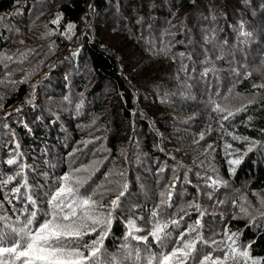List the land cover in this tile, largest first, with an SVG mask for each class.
<instances>
[{"label": "trees", "instance_id": "16d2710c", "mask_svg": "<svg viewBox=\"0 0 264 264\" xmlns=\"http://www.w3.org/2000/svg\"><path fill=\"white\" fill-rule=\"evenodd\" d=\"M262 61L264 0H0V180L15 177L0 184V214L32 210L28 195L45 208L51 178L91 166L88 183L113 189L104 204L128 185L102 260L144 247L126 240V221L172 213L168 191L175 208L200 205L185 223L200 218L206 239L237 232L264 259ZM217 103L247 107L225 120Z\"/></svg>", "mask_w": 264, "mask_h": 264}, {"label": "snow or ice", "instance_id": "6c2138e0", "mask_svg": "<svg viewBox=\"0 0 264 264\" xmlns=\"http://www.w3.org/2000/svg\"><path fill=\"white\" fill-rule=\"evenodd\" d=\"M54 22L59 23V16ZM73 27L74 25L69 24L68 30L71 31ZM241 35L251 37L252 33L242 32ZM4 59L11 58L4 57ZM261 66L264 67V61L261 62ZM213 70L206 68L204 74ZM248 75L251 73L249 72ZM224 99L227 100L228 97ZM246 107V105L241 106L236 112L245 111ZM213 110L220 113L227 112L223 117L225 120L236 114L219 103ZM233 138L240 139L235 136ZM256 143L249 141L247 151H252ZM16 147L19 148V144ZM244 155H247V152ZM241 159L242 157L231 159L228 163L230 166H238ZM7 163L12 165L16 160L9 159ZM90 169L91 166H85L60 176L54 188H51L47 194L45 208L39 207L36 199L28 195V204L32 206V210L25 207L14 219L0 214V264H129V261L130 264H264V259L252 255L254 241L241 243L239 233L226 230L220 240H209L201 231L200 218L192 223H185V216L190 215L186 208H194L200 213V217L204 213L200 205L195 202L175 208L171 202V191L167 194L161 193L160 205L172 208V213L163 216L161 207H155L151 212L147 228L140 227L135 218L126 221V240L137 241L144 247L125 243L122 246L125 249L122 258L102 260V256H105L104 239L116 218L114 214L120 207L121 197L125 195L128 185L126 182L123 183L116 192L115 198L104 204L105 194L113 189L105 188L102 191L101 185H89L85 188L91 179ZM229 171L234 174L235 167H230ZM78 173H87V175H78ZM120 175L123 176V173ZM14 179L15 177L8 176L6 180H0V184L10 183ZM215 183L217 182L213 181V184ZM21 187H28L26 180L23 185L12 191L20 194ZM171 187L174 188L175 185ZM260 203L264 206V200ZM240 211L244 215H249L248 209L243 206L240 207ZM177 230L180 231L174 239L173 231ZM89 236L94 238L85 239ZM149 238L159 251L152 250ZM204 246L211 247L212 251H204ZM216 252L222 255H215Z\"/></svg>", "mask_w": 264, "mask_h": 264}, {"label": "rangeland", "instance_id": "374dc122", "mask_svg": "<svg viewBox=\"0 0 264 264\" xmlns=\"http://www.w3.org/2000/svg\"><path fill=\"white\" fill-rule=\"evenodd\" d=\"M81 168H83V167H81ZM70 171H72V170L69 169V170L66 171L64 174L69 173ZM64 174H62V175H64ZM62 175H60V176H62ZM60 176H59V177H60ZM4 177H5V176H4ZM51 179L56 180V179H58V178H51ZM93 179L97 181V178H96V177H93ZM93 179H91V180H93ZM90 184H91V181L87 184V187H88ZM44 186H45V184H44ZM44 186H43V188H44ZM46 186H48V185H46ZM82 191H83V189H82ZM42 192H43V191L40 190V191H39V194H40V193L42 194ZM47 194H48V193L46 192V193H45V197H44L43 195H41V199L39 200V202L42 201V200H45V201H46V200H47ZM38 197H39V196H38ZM24 204H25V203H24ZM23 207H24V205H23ZM21 210H22V209H21ZM22 211H23V210H22ZM22 211H21V212H22ZM20 214H21V213H20ZM85 239H87V238H85Z\"/></svg>", "mask_w": 264, "mask_h": 264}]
</instances>
